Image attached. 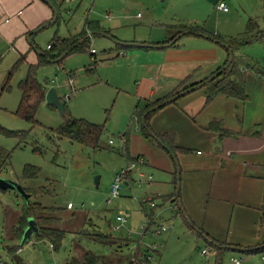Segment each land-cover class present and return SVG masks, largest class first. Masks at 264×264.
I'll use <instances>...</instances> for the list:
<instances>
[{
    "label": "rangeland",
    "instance_id": "1",
    "mask_svg": "<svg viewBox=\"0 0 264 264\" xmlns=\"http://www.w3.org/2000/svg\"><path fill=\"white\" fill-rule=\"evenodd\" d=\"M53 1L56 14L52 9L54 14L45 26L23 33L17 41H11L1 33L4 30L8 34L9 25L2 26V23L6 18L10 20L16 11L5 7L6 10L0 12V146L11 151L10 161L0 174L18 180L30 189L42 188L34 190L36 194L28 198L17 190L0 188V250L9 264H66L72 255L81 257L84 249L105 255H113L116 251L122 261L114 264H133L131 259L134 253L139 254L140 248L147 243L145 254L151 253L153 264H202L200 249L205 246V241L197 240L176 200L163 203L156 196L154 199L158 204L151 207L143 202V197L146 192L154 196L153 191L147 189L144 181L141 187L133 184L131 191L127 186L129 178L124 182L120 195L113 198L110 195V185L116 171L134 158L127 156L124 135L141 134L140 121L134 114L137 98L124 94L123 89L135 90L141 69L149 68L144 63L150 66L151 62L156 64L162 60L159 52L138 50L134 46H129L126 51L130 54L138 51L139 56L127 59L117 55L115 47L117 42L129 43L135 38L156 39L158 34L164 33L165 29L147 23L146 18L153 12L155 18H162L164 10L170 9L171 0ZM200 1L194 0L195 4L189 6L193 15L210 12L209 9H202V6L197 7ZM225 3L230 13L219 14L212 9L208 13L212 20L207 26L212 28L213 24H217L222 34L239 37L247 29V15H251L257 17L264 29V0H225ZM182 4V0L176 3V10L187 12ZM90 19L99 20L111 30L113 40L102 34H88L90 47L71 52L62 63L51 62L39 66L37 78L49 87L55 86L60 96L64 97L68 92L71 94V98L66 100V108L72 116L104 124L101 147L60 136L58 130L65 117L61 110L46 100L36 109L34 118L18 111L22 97L19 82L27 74L29 61L35 60L37 54L32 40L38 49L49 50V42L80 32ZM31 31L35 32L30 37ZM255 45L261 47L258 48L261 52L259 57L263 62L264 48L262 44L249 47ZM23 46L24 49L20 48ZM108 47L113 49L109 50ZM91 48L96 49L95 56L91 55ZM21 56L24 59L14 69L7 88L3 89L9 72ZM70 74L74 76L75 91L67 83ZM144 103V99H141L138 108L142 109ZM7 130L17 133L11 134ZM27 165L38 167L37 175L26 176ZM137 165L141 166L140 163ZM142 166L144 171L154 174L156 183L165 184L164 177L157 174L155 167ZM29 172H33V169ZM29 201H39L51 207L47 214L57 219L52 220L50 225L65 230L59 248L55 249L50 240L40 238L36 230L28 236L24 235V230L17 235V228L25 222L28 225L21 216ZM69 202L74 205L72 208L68 207ZM152 210L158 217L157 223L166 225L167 229L160 234L153 231L147 235L141 234L145 213ZM118 214L124 215L127 220L120 224ZM90 219L96 225H92ZM156 224H150L151 229L154 230ZM116 225L120 227L115 229ZM84 230H100L120 240L102 242L87 237ZM150 243L157 245L159 253L155 254L150 249Z\"/></svg>",
    "mask_w": 264,
    "mask_h": 264
},
{
    "label": "crops",
    "instance_id": "2",
    "mask_svg": "<svg viewBox=\"0 0 264 264\" xmlns=\"http://www.w3.org/2000/svg\"><path fill=\"white\" fill-rule=\"evenodd\" d=\"M179 1L171 0L170 9L164 10L162 18H155L154 12L146 18L147 23L151 22L165 29L164 33L158 34V38H135L129 43L117 42L115 47L116 54L127 59L139 56L138 51L128 53L126 48L129 46L147 52L156 51L162 55V60L156 64L151 62L149 66L144 63L149 68L141 69L135 90L123 89L124 94L137 98L134 108L136 116V112L141 110L138 108L141 99L145 101L144 107L149 102L171 96L178 90L203 81L224 65L229 57L226 45L209 34L225 37L230 34H222L217 24H213L212 28L207 26L212 20L211 14H208L212 9L219 14L230 13V8L225 10L219 6V2L225 0H201L197 7L210 10L202 15H193L189 11V6L195 4L194 0H182L183 8H187V12L176 10V3ZM50 6L52 7L46 0H0V12L6 10L5 7L7 10L16 11L10 20L6 18L2 23V26L9 25L8 34L4 30L1 33L9 40L17 41L23 33L38 28L52 18L55 10ZM108 15L111 19V15ZM247 18L248 21L250 18L258 21L255 16L247 15ZM89 21L98 22L102 30L96 33L89 30L88 34H102L113 40L111 30L104 27L99 20ZM217 22L218 20L215 23ZM258 23L263 28L262 23ZM180 24H197L209 34L185 33L175 37ZM49 44L50 42L47 44L48 49ZM254 44H262L264 48V38L234 50L236 56L248 59L241 66L244 71L245 97L218 92L208 100V93L203 85L156 108L152 113L149 119L152 130L156 134L167 135L165 143L173 145V151L167 150L164 146L166 144L163 142V145L158 138L145 137L142 126L140 135H124L127 156L133 158L138 155L144 159L141 166L131 170L127 186L131 190L132 185L137 184L136 180L141 179L147 189L154 193L152 196L146 192L144 197L157 196L163 203L176 198L181 212L185 210L186 216L193 222L195 227L189 222L187 224L197 240L203 239L204 247H212L211 261L214 264H229L232 255L245 256V264H264V73L248 67L250 63L251 66L264 68V61L259 57L261 52L258 48L261 47H249ZM20 48L24 49L25 46ZM241 48H244V52ZM35 50L36 59L29 63H37L39 53L47 51ZM63 55L64 53L57 60ZM43 84L49 88V85ZM138 120L142 125L141 118ZM214 120L219 121L225 128L223 134L217 127L211 126ZM144 164L155 167L157 174L164 177L165 184L156 183L154 174L143 170ZM150 175L152 178H149ZM157 204L156 201L155 206ZM148 213L152 214V218ZM148 213H145V217H150V224H156L157 215L153 210ZM90 220L92 225H96L93 219ZM150 224L147 234L155 231ZM158 225L157 223L156 227ZM147 245L149 244L146 243L145 247L140 248L139 254L134 253L131 262L134 258L141 261L146 258L143 263L153 264V258H147L145 254ZM152 251L159 253L157 247ZM261 259L263 261L259 262Z\"/></svg>",
    "mask_w": 264,
    "mask_h": 264
},
{
    "label": "trees",
    "instance_id": "3",
    "mask_svg": "<svg viewBox=\"0 0 264 264\" xmlns=\"http://www.w3.org/2000/svg\"><path fill=\"white\" fill-rule=\"evenodd\" d=\"M52 7H54V10H56L55 5L50 1L47 0ZM53 1V0H52ZM54 2V1H53ZM45 24V23H44ZM40 25L38 28L41 29L43 25ZM255 29V30H254ZM91 30L93 32L101 31V27L98 22L95 21H87L85 28L80 31L77 35L73 37H67V38H56L53 43L50 42V49L46 52H40L39 53V59L37 63H29L28 64V70L27 74L24 78H22L19 82L21 91H22V97L21 101L18 107V111L22 115H26L30 118H34V114L36 112V109L38 106L45 101V95L47 88L43 83H41L37 78V68L43 64H48L54 61H63V59L70 54L71 52H74L76 50H83L88 47H90V38L88 37V31ZM35 31L30 32V37ZM92 32V33H93ZM175 33V37L179 34H185V33H199V34H209L206 30H204L203 27L199 25H188V24H180L179 28ZM211 37L216 39L218 42L225 44L228 48L233 52V60L231 64L219 75H217L215 78L207 81L204 86L206 88V91L208 93V100H210L215 94L218 92H225L232 95H237L240 97H245V89H244V71L241 68L243 64H245L248 59H246L243 56H236L234 54V50L239 48V46L250 43L252 41L261 40L264 38V29L261 28L258 21L254 18H250L247 24V29L244 31L242 36H229L225 37L223 35L215 34L211 35ZM174 37V38H175ZM32 44L34 47L38 49L36 44L32 40ZM91 55L95 56L96 53L91 51ZM64 53V55L57 60V58ZM66 53V54H65ZM24 58L21 56L17 60V62L12 67V70L9 72L6 81L3 84V89L7 88L9 85V80L13 74L14 69H17V66L22 62ZM96 61V59H95ZM248 67L253 68L257 71L264 73V68L258 66L254 67L251 66L249 63ZM186 88V87H185ZM182 90V89H181ZM176 91L178 93L179 91ZM174 93V94H176ZM171 96L165 97V98H159L155 101L149 102L147 105H145L140 111L138 110L136 112L137 117L142 120V133L147 138H158V140L163 144L165 143V136L167 135H159L156 134L149 123V119L152 115V113L156 110V108H159L163 106L162 104L167 98L172 97ZM63 101L65 102L66 106V100L64 97H62ZM50 105L54 106V104L49 103ZM65 120L63 124L59 127L58 134L60 136H66L70 138L71 140L78 141L82 144L91 145L93 147H101L102 141L101 137L104 133L105 126L104 124L95 123L92 121L87 120L86 118H78L75 116H72L66 108V112L63 113ZM212 127H217L218 130H220L221 134L225 132V128H223L219 121H212L211 123ZM11 134H16L17 132H14L12 130H7ZM166 144V143H165ZM164 145V144H163ZM167 150L173 151L175 147L173 145H170L167 143L166 145ZM174 147V148H173ZM11 157V151L4 148L3 146H0V173L3 170V168L6 166V164L10 161ZM31 169H33V172H29ZM26 176L31 177L35 176L38 173V167L27 165L26 167ZM1 175V174H0ZM43 187V186H42ZM25 190L30 195H35V191L41 190L42 188L38 189H30L29 187H24ZM48 188L46 187V191ZM173 196V195H172ZM169 197H167L168 199ZM173 200H176L174 198ZM51 209L50 206L43 205L39 201H29L27 202L26 208L24 210V213L22 214L21 218L25 221H27L28 224V218L29 216H33L36 221V225L38 227V230L36 233L40 238L48 239L52 243L53 247L55 249L59 248V246L62 244L63 237L65 235V230L59 227H54L50 225V222L52 220H56V216L48 215L47 213ZM148 215L152 218V214L148 213ZM184 217L186 221L188 222L189 217L186 216L185 210H184ZM20 218V219H21ZM26 223V222H25ZM23 223V225H25ZM20 226L17 228L16 233L17 235L22 233V231L26 228L25 226ZM192 227H195L193 222L190 223ZM84 233L87 237H90L95 240H99L106 243L115 242L116 240H120V238L112 237L111 235H108L100 230L98 231H88L84 230ZM122 240H129V239H123ZM20 248V247H19ZM18 248V249H19ZM146 258H144L142 261H145ZM221 260V257L219 258V261ZM122 257L121 255L115 251V254L113 255H105L101 253H97L91 249H84L83 254L81 257L72 255L69 260L66 262V264H114L117 262H121ZM217 264H221L218 262Z\"/></svg>",
    "mask_w": 264,
    "mask_h": 264
},
{
    "label": "built area",
    "instance_id": "4",
    "mask_svg": "<svg viewBox=\"0 0 264 264\" xmlns=\"http://www.w3.org/2000/svg\"><path fill=\"white\" fill-rule=\"evenodd\" d=\"M219 6L225 10L228 9V6L224 1L219 2ZM49 46H51V45L49 44ZM91 51H93L95 53L96 49L91 48ZM67 83L70 85L71 90L75 91V88L73 86V83H74L73 74H70L68 76ZM64 98H65V100L70 99L71 94L69 92L65 93ZM143 161H144L143 157L137 155L134 157V159L130 163H127L124 167L120 168L115 173L114 178H113L111 185H110L111 198L116 197V196L121 194L122 189L124 187V182L129 178V174H130L131 170H133L137 166L138 163H142ZM149 178H152V175H150ZM136 181H137L138 185H142L141 179H137ZM111 198H109L108 201H110ZM143 201L147 202L150 206L156 205V201L152 197H143ZM72 205H73L72 202L68 203V207H72ZM117 219L120 220V224H122L127 220V217H125L122 214H118ZM150 222H151L150 217L149 216L145 217V221L141 225V231H140L141 234L146 233V231L149 229ZM119 227H120V225H116L114 228L118 229ZM170 228H171V226H170ZM166 229H167L166 225L159 224L156 227V229H154L155 230L154 232L157 234H160V233H162V231H164ZM151 245H152V247L151 248L149 247V248L152 250H155L157 247L156 244L151 243ZM200 253L204 259V264H214V262L211 261L213 249L210 245L203 247L200 250ZM147 258H153V256L151 254H147ZM132 263L133 264H145V263H143V261H141L138 258H134ZM0 264H9L7 258L4 256V254L2 253L1 250H0ZM229 264H245V258H244V256L232 255L229 259Z\"/></svg>",
    "mask_w": 264,
    "mask_h": 264
},
{
    "label": "water",
    "instance_id": "5",
    "mask_svg": "<svg viewBox=\"0 0 264 264\" xmlns=\"http://www.w3.org/2000/svg\"><path fill=\"white\" fill-rule=\"evenodd\" d=\"M55 14H56V11H55ZM233 56H234L233 52L229 49V57H228L227 61L215 73L211 74L207 79H205L203 81H200L194 85H190V86L182 89L178 93L174 94L172 97L167 98L162 104H167V103L175 100L179 96L184 95V94H186V93H188V92H190L196 88H199V87L203 86L207 81L215 78L217 75H219L221 72H223L231 64V62L233 60ZM45 99H46L47 103L54 104L59 110L62 111V113L66 112L65 102L63 101L62 97L58 94V91H57L55 86H51L47 89ZM178 173H179V169H178ZM0 188H3V189L11 188V189L17 190L19 193H21L26 198H28L30 196V194L25 190L24 186L18 180L7 178V177H4L2 175H0ZM182 210H183V208H182ZM183 213H184V210H183ZM188 222L192 223V221L189 219H188ZM34 230H36V231L38 230L35 218L33 216H29L28 225L24 229V235L28 236Z\"/></svg>",
    "mask_w": 264,
    "mask_h": 264
}]
</instances>
